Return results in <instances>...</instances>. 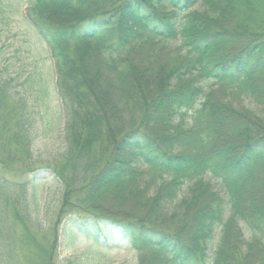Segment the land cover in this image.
Here are the masks:
<instances>
[{
  "label": "trees",
  "instance_id": "1",
  "mask_svg": "<svg viewBox=\"0 0 264 264\" xmlns=\"http://www.w3.org/2000/svg\"><path fill=\"white\" fill-rule=\"evenodd\" d=\"M20 1L50 51L65 112L68 148L53 170L62 208L79 214L66 228L96 242L113 231L137 252L156 248L159 264H264L242 254L238 228L247 223L264 238V0ZM200 2L210 8L199 10ZM143 37L163 49L179 43L180 58H136ZM38 77L20 86L45 98ZM236 96L263 112L236 107ZM26 101L22 94L16 102L18 121L0 127L4 153L36 138ZM134 164L152 169L150 180ZM204 177L219 188L211 191ZM191 183V199L177 202ZM7 188L0 180V194ZM104 197L125 208L103 211Z\"/></svg>",
  "mask_w": 264,
  "mask_h": 264
},
{
  "label": "rangeland",
  "instance_id": "2",
  "mask_svg": "<svg viewBox=\"0 0 264 264\" xmlns=\"http://www.w3.org/2000/svg\"><path fill=\"white\" fill-rule=\"evenodd\" d=\"M206 4L210 8L209 2ZM206 4L200 2L197 8H205ZM26 7V3L20 0H0V100L4 104L3 113L0 108V127L6 132L12 127L10 119L18 121L16 102L24 94L35 115L33 135L36 136L27 149L19 147L15 153H4L0 147V155L3 156L0 180L10 187L0 194V252L4 254V264H159L156 248L137 252L113 231L109 233L110 240L99 238L96 242L77 229L66 228V218L79 214L76 209L62 208L64 187L52 170L60 167L55 161L61 162V155L68 148L64 134L65 112L56 91L54 61L47 46L32 29ZM149 40L143 37L134 47L136 58L155 56L160 63H176L180 58L179 43H171L163 49L157 41ZM31 73L39 76L36 87L44 89L45 98L34 89L31 91L20 86ZM230 99L236 107L242 106L257 114L263 112L242 96ZM15 107L16 111L10 113ZM192 116L193 112L189 111L183 118L187 122ZM50 125L52 130L46 132ZM130 166L144 173L146 181L150 180L152 169L148 166ZM203 181L210 185L211 191L219 188L213 178L204 177ZM192 184L182 187L177 202L181 198L191 199L194 194L191 192ZM99 203L103 211L108 208L117 214L125 208L120 206L123 202L118 198L104 197V201L102 198ZM125 205L130 207L129 203ZM238 228L243 232L244 244L247 243L241 246L242 254H253L254 262L259 257L264 260V238L250 232L247 223L241 222ZM238 228L235 226L231 231L234 239L239 235ZM217 233L215 242L220 239V229Z\"/></svg>",
  "mask_w": 264,
  "mask_h": 264
}]
</instances>
